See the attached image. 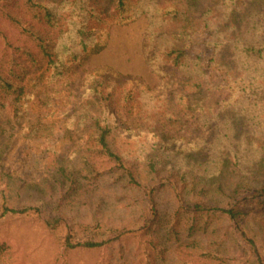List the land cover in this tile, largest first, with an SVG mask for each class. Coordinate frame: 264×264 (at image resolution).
<instances>
[{
  "label": "trees",
  "instance_id": "16d2710c",
  "mask_svg": "<svg viewBox=\"0 0 264 264\" xmlns=\"http://www.w3.org/2000/svg\"><path fill=\"white\" fill-rule=\"evenodd\" d=\"M253 1L4 0L17 38L4 35L0 52L1 218L35 211L53 232L64 225L66 251L101 250L138 232L147 237L141 264H227L228 219L251 261L264 264V243L248 235L251 218L264 233V0L237 27L238 10ZM140 18L147 63L168 77L163 90L82 68L112 26ZM20 138L54 151L39 173L9 162ZM109 184L147 196L136 229L66 221L64 204L96 202ZM161 187L175 194L169 217L150 191ZM34 194L39 205L15 202Z\"/></svg>",
  "mask_w": 264,
  "mask_h": 264
},
{
  "label": "rangeland",
  "instance_id": "374dc122",
  "mask_svg": "<svg viewBox=\"0 0 264 264\" xmlns=\"http://www.w3.org/2000/svg\"><path fill=\"white\" fill-rule=\"evenodd\" d=\"M3 1L0 0V5ZM262 1L255 0L240 7L237 12V27L245 25L252 14L262 11ZM147 24L146 18H140L126 25L112 26L109 29L106 47L99 53L90 55L82 68L87 70L112 68L124 75L140 78L152 88L158 87L159 90H163L168 77L156 74L148 65L144 54ZM4 35L8 39L17 38L16 29L0 11V52L5 39ZM83 74L84 72L78 68L76 81H81ZM217 109L215 107L213 110L217 111ZM2 121L3 117L0 118V123ZM241 121L242 118L237 115V125L240 128ZM16 144L17 147L8 160L19 173L25 174L29 171L39 173L41 165L46 167L53 160L50 154L53 155L54 151L49 145V147L43 146L41 139L20 138ZM248 182L252 180L248 179ZM150 191L153 192L158 203L161 218L164 214L167 216L172 214L176 205L174 191L167 187ZM1 197L0 194V215L2 213ZM94 198L96 202L64 204L61 212L66 221L75 222L77 225H96V222H100L103 231H106L109 225L114 228L136 229L133 222L148 207L147 196L139 190L128 192L125 196L122 191L110 184L100 188ZM99 199L101 200L97 202ZM15 202L20 206H36L40 203L35 194L24 197L22 202ZM168 217L161 221L163 225L159 229V237L164 235L163 231L169 226L164 222ZM220 225L222 231L225 229L223 239L226 253L230 257L227 264H255L251 261L248 252L244 251L242 240L230 225L229 220L224 219ZM66 231L67 227L60 225L53 232L45 226L42 217L35 211L25 215H8L4 218L0 216V245L6 248L0 252V264H141L139 256L141 247L147 245V237H142L138 232L132 231L127 234L126 239L101 250L66 251L62 242ZM248 235L264 243V233L257 221L252 218L248 223ZM196 261V264H204L201 260ZM181 262L184 264L185 260ZM208 263L209 261H205V264Z\"/></svg>",
  "mask_w": 264,
  "mask_h": 264
}]
</instances>
